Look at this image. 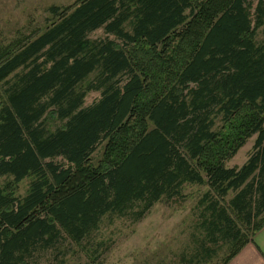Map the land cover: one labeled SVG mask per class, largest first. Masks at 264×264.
<instances>
[{
    "label": "trees",
    "instance_id": "16d2710c",
    "mask_svg": "<svg viewBox=\"0 0 264 264\" xmlns=\"http://www.w3.org/2000/svg\"><path fill=\"white\" fill-rule=\"evenodd\" d=\"M47 10L0 46V264H66L75 250L98 262L103 220L137 223L186 184L207 191L176 264L224 249L227 264L264 226V0ZM98 29L114 40L89 39ZM253 136L246 162L226 167Z\"/></svg>",
    "mask_w": 264,
    "mask_h": 264
},
{
    "label": "rangeland",
    "instance_id": "374dc122",
    "mask_svg": "<svg viewBox=\"0 0 264 264\" xmlns=\"http://www.w3.org/2000/svg\"><path fill=\"white\" fill-rule=\"evenodd\" d=\"M76 0H0V46L28 35L43 27L46 19H51L48 8L52 5L65 7ZM252 7L257 0H251ZM264 27L257 32L256 41L263 38ZM91 40L111 39L114 37L98 29L88 35ZM119 43L118 40H115ZM0 85V94L2 91ZM100 97L99 92H90L85 98V105H90ZM49 128L53 129L57 123L50 121ZM256 136L251 137L237 154L226 163V167H239L246 162L252 153ZM10 178H2L0 185H4ZM30 179L21 181L14 188L15 195L25 196ZM207 191L205 186L186 184L182 187L183 198L172 201L162 200L156 203L148 214L139 222L116 219L112 223L103 220L95 238L102 240V256L98 262L92 264H176L178 257L189 246L190 235L198 218L200 208L198 201ZM229 193L225 198L232 197ZM106 247V249H105ZM67 256L66 264H84L86 258L75 250ZM227 250H222L212 264H221L226 257ZM48 256L47 259H50ZM87 262V261H86Z\"/></svg>",
    "mask_w": 264,
    "mask_h": 264
},
{
    "label": "crops",
    "instance_id": "0c3cea01",
    "mask_svg": "<svg viewBox=\"0 0 264 264\" xmlns=\"http://www.w3.org/2000/svg\"><path fill=\"white\" fill-rule=\"evenodd\" d=\"M227 264H264V226Z\"/></svg>",
    "mask_w": 264,
    "mask_h": 264
}]
</instances>
